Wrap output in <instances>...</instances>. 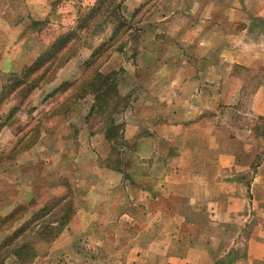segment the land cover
<instances>
[{"label": "clouds", "instance_id": "obj_1", "mask_svg": "<svg viewBox=\"0 0 264 264\" xmlns=\"http://www.w3.org/2000/svg\"><path fill=\"white\" fill-rule=\"evenodd\" d=\"M0 264H264V0H0Z\"/></svg>", "mask_w": 264, "mask_h": 264}]
</instances>
